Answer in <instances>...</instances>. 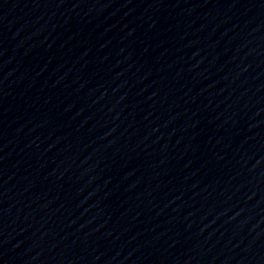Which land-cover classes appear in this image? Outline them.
<instances>
[{
  "label": "water",
  "instance_id": "water-1",
  "mask_svg": "<svg viewBox=\"0 0 264 264\" xmlns=\"http://www.w3.org/2000/svg\"><path fill=\"white\" fill-rule=\"evenodd\" d=\"M0 264H264V0H0Z\"/></svg>",
  "mask_w": 264,
  "mask_h": 264
}]
</instances>
